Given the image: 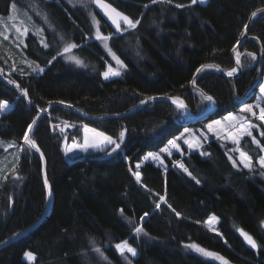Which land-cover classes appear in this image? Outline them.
<instances>
[{
	"label": "trees",
	"instance_id": "1",
	"mask_svg": "<svg viewBox=\"0 0 264 264\" xmlns=\"http://www.w3.org/2000/svg\"><path fill=\"white\" fill-rule=\"evenodd\" d=\"M27 1L0 0V15L7 14L12 2L25 7ZM30 1L48 17L49 26L44 28L48 47L28 34L25 57L43 71L14 75L12 80L0 72V100L9 104L7 111H0V140L14 141L21 150L14 168L0 174V242L33 225L45 209L40 156L22 141L40 110L63 101L99 117L126 113L149 96H167L179 97L199 116L207 110L208 101L191 85L194 73L205 64H216L226 74L235 67L232 49L249 15L264 7V0L196 4L191 0H105L140 20L135 29L115 34L95 8L89 12L88 7L70 6L63 0ZM93 14L101 34L111 36L109 45L123 61L120 77L102 76L113 62L96 38ZM70 43L78 45L73 53L83 60V68L63 59ZM238 52L241 71L235 77L216 69H205L197 76L196 85L216 103L202 120L192 121L186 111L166 99L96 122L52 107L31 136L45 156L51 208L31 231L0 249V264H221L187 247L191 244L218 253L230 264H264V169L257 163L261 151L250 137L243 136L239 146L252 158V171L241 166L233 145L218 137L204 142L202 151L175 155L191 176L169 159L166 168L152 162L136 168L146 152L160 149L184 127L203 129V123L237 112L244 100L253 99L264 74V12L253 19ZM65 121L75 128L71 138L80 136L84 124L111 136L120 147L67 160L60 132ZM121 131L125 132L122 141ZM254 137L264 147V135L255 131ZM229 157L236 161L235 167ZM136 171L140 181L133 175ZM210 217L217 218L214 229L206 226ZM137 226L142 233H135ZM239 229L260 247L252 249ZM122 241L137 254H118L115 245ZM27 252L35 257L31 263Z\"/></svg>",
	"mask_w": 264,
	"mask_h": 264
},
{
	"label": "rangeland",
	"instance_id": "2",
	"mask_svg": "<svg viewBox=\"0 0 264 264\" xmlns=\"http://www.w3.org/2000/svg\"><path fill=\"white\" fill-rule=\"evenodd\" d=\"M50 1V0H48ZM67 5L74 6V5H81L89 8V12L94 11V3L93 0H63ZM57 2L60 3L58 0ZM95 14V13H94ZM93 14V15H94ZM96 15V14H95ZM94 15V16H95ZM97 17V16H95ZM93 19V16H92ZM96 19V18H95ZM96 21H98L96 19ZM99 22V21H98ZM93 25H94V32L97 38V28L100 27V22L97 25L94 23L93 20ZM45 26H49L48 23V17L45 15V13L40 9L38 4L32 1H27L25 7L19 5L16 2H12L9 7V11L7 14L0 15V72L10 78V80L13 79L14 75H23V74H39L41 71V67L37 65L35 62L29 60L28 58L25 57L24 54V48H25V39L28 34L34 35L38 40L39 43L44 46L46 44V36L44 33V28ZM122 29L127 28V27H121ZM129 30V29H128ZM116 31V30H115ZM124 31H121L119 33L115 34H120ZM99 33H101L100 28H99ZM7 37V39H5ZM102 41V46L103 50L106 54L109 55V62H113V65L108 63V65H112L114 69H118L120 73H122L125 70V67H121L116 63V61L113 59V57L109 54L108 48H111L109 45V40L104 41L102 39H99ZM107 45V47H105ZM112 50V49H111ZM113 52V50H112ZM69 56H76L78 57L75 53H73V49L71 52L65 53L64 51L62 52V57L63 59L70 64H75L74 62L70 61L68 59ZM241 57V56H240ZM79 58V57H78ZM80 59V58H79ZM107 65V67H108ZM124 65V64H123ZM83 66H78L83 68ZM9 67V68H8ZM106 67V70H107ZM4 68V70H3ZM34 69H36L34 71ZM119 76H114V77H120ZM264 84V74L259 82L257 91L254 95V98L247 102L244 100L240 104V112L238 113H233L230 112V114H224L216 119L210 120L208 122L203 123L204 128L200 129H194L191 127H184L183 130L181 131L180 134L177 136L171 138L170 140L175 139L176 137H181L182 138L177 140V144L180 147V150L177 151L175 148H170L171 155H168L167 153L161 152L160 150L166 146H168V141L165 143L164 146H162L160 149L155 150V151H148L145 153V155L142 157V159L137 163L140 166L144 162H152L156 166H159L161 168H166V159H169L173 161V164L178 167L180 170L183 171L182 168H180L178 165L183 164L181 160L177 157L175 158V155H181L185 150L186 151H202V145L204 142L210 140L212 137H218L221 140L227 141L230 144L233 145V150L238 147L237 145L233 144L231 136L233 135H239L241 134L245 128H248L249 131L252 132V137H254V132H258L259 135H261V127H264V121H262L259 116L260 112L259 109L254 108L253 111L256 113V115H253L252 113L248 112H243L241 109L243 108L244 104H252L255 105L256 103H260L262 106H264V93H261L260 91V85ZM252 94V93H251ZM210 106V103L208 102V107ZM207 107V108H208ZM9 108V104L3 112L7 111ZM188 115V114H187ZM229 115L240 117L238 121L234 120H228L226 119ZM189 116V115H188ZM220 121L221 123L219 125L213 124L214 121ZM213 124V130L209 131L208 125ZM251 125L252 127H248ZM63 128L64 130L61 131V134H63V143H62V154L67 160H72L74 157L78 155H83V154H91V153H96L97 151H101L104 148H106L109 144L105 142H100L102 141L101 137H97L94 132H88V138L90 141H96L98 142V146L94 148H89L87 151H81L79 149L74 150L72 153H67L65 151V145H72L73 143L75 144H83L84 141V128L80 129V136H73L71 132L75 131V128H73V123L68 122V126H65L64 122H62V126L60 129ZM189 129L188 132H185V129ZM243 136H247L244 134ZM242 136V137H243ZM250 137V136H248ZM252 137H250L252 141ZM71 138V139H70ZM185 140H188L191 142V147L189 146L188 143H185ZM257 140V139H256ZM258 141V140H257ZM253 143V142H252ZM254 145L257 146V144L253 143ZM199 145V147H197ZM260 145V144H259ZM0 146L3 149V155L0 156V174L5 173L7 171H10L11 169L14 168L15 163L17 162L18 158L21 155V150L18 146V144L14 141H2L0 140ZM115 146V145H113ZM240 147V146H239ZM262 146H259V149L261 151L260 157L264 156V151L261 150ZM243 150V149H241ZM244 151V150H243ZM149 153H156L158 154L159 158L158 159H147L145 160L144 157L147 156ZM236 153V158L238 159L239 163L241 164L242 167H244L243 163L240 162L241 157L239 155V152L235 151ZM257 159V163L259 161V158ZM136 164V165H137ZM258 166L260 167L259 163ZM245 168V167H244ZM247 169V168H245ZM264 169V168H262ZM249 170V169H248ZM215 221H212L210 224L206 223V226L214 229L215 226ZM118 254L120 252L115 248ZM200 255L206 256L202 253L199 252ZM121 255V254H120ZM26 256V255H25ZM121 256H131L129 253H125L124 255ZM208 258H212L209 256H206ZM28 259V258H27ZM218 262H220L218 259L212 258ZM28 263H31L32 260H27ZM221 263V262H220Z\"/></svg>",
	"mask_w": 264,
	"mask_h": 264
},
{
	"label": "snow or ice",
	"instance_id": "3",
	"mask_svg": "<svg viewBox=\"0 0 264 264\" xmlns=\"http://www.w3.org/2000/svg\"><path fill=\"white\" fill-rule=\"evenodd\" d=\"M153 2L155 3L156 0H153ZM168 2L171 3V0H168ZM198 2L199 3H205L206 0H191L192 4H196ZM93 3L97 4V6H99L100 8H102L104 10V14L106 16H108V18L111 20L112 24L116 28V32L117 33L121 32V31H127L128 29H135L137 27V25L140 24V20L131 19L129 16H127V15L123 14L122 12L118 11L116 8L112 7L110 4L103 2V0H93ZM145 7H147V6H145ZM176 7L181 8V7H184V5L176 4ZM252 16L256 17L257 13L253 12ZM93 20H94V23H96L97 25L99 24V22L96 21L95 16H93ZM121 21H123V23L125 25H127V28H124V29L121 28V23H120ZM247 27L248 26L246 25L245 28L247 29ZM97 33H98L97 34V39H102L104 41H107V40L111 39V36H106V35H103V34L99 33V28H97ZM5 39H7V37H5ZM44 47H48V45L44 44ZM76 47H78V45H76L75 43L67 44L65 46V48H64V52L65 53L71 52L72 49H74ZM105 47H107V45H105ZM232 51L234 53H236V64L240 65L241 64L240 53L237 51L236 47H233ZM108 52L113 57V59L116 61V63L118 65H120L121 67H125L123 65V61H121L120 58L114 52H112L111 48H108ZM58 54H60V53H58ZM248 55L252 56L253 59L256 58L253 53H248ZM68 59L70 61L74 62L75 64H77L78 66H83L84 65L83 60L79 59L76 56H69ZM212 67H216V66H214V65H201V67L198 68L196 71H197V73H200V72L204 71L206 68H212ZM35 70L36 69H34V71ZM237 70L238 69L236 67H233L232 69H230L227 72V75L228 76H232L234 73L237 72ZM39 71L42 72L43 69L41 68V69H39ZM120 74L121 73H120V71L118 69H114L112 67V65L109 64L108 67H107V70L103 73V76H104L105 79H108L110 77L119 76ZM9 82L12 83V81H9ZM195 83H196V81H195V79H193L192 84L195 85ZM260 91H261V93H264V84L260 85ZM24 95L27 96V92L26 91L24 92ZM147 99L148 100H154L156 98L155 97H148ZM169 99H171L172 102L174 104H176L178 109H181V110H186L187 109V105L179 97H169ZM204 99L206 101H208L209 103H214V98L212 96H210V95H204ZM144 102L145 101H141V103H144ZM61 103H63V101H61ZM7 106H8V102L7 101L0 100V111L6 110ZM69 107H71V105H69ZM254 108L259 109V112H260L259 118L262 121H264V106H262L260 103H256L255 105L244 104V106L241 109V111L252 113L253 115H256V113L253 111ZM226 119L238 121L240 119V117L229 115ZM220 123L221 122L218 121V120L213 122V124H215V125H219ZM34 124H36V120L35 119L28 125V128H27V130L24 133L23 140H24V143L26 145H28L29 148H34L37 152H39L40 149L37 146L36 141L31 139L30 135H29L32 132V130H33V125ZM64 124H65V126H68V122L67 121H65ZM213 124H209L207 126L209 131L213 130ZM248 127L250 128L252 126L249 125ZM60 130L63 131L64 129L61 128ZM90 131L94 132L97 137H101L102 138V141H100V142H105L107 144L115 145V147L113 148V151H115L116 149H118L120 147L119 142H117V140H114L111 136H106L103 132H97L95 129H89L87 127V125H85L84 126L85 136H84L83 144H79L78 145V144L73 143L72 145H65L66 154L67 153H72L76 149H79L81 151H87L89 148L97 147L98 146V142L90 141L89 138H88V132H90ZM184 131L188 132L189 129L186 128ZM244 134H246L247 136L252 137V132L249 131L248 128H245L244 131L241 134L231 136V139H232L233 144L238 146L235 149V151L239 152V155L241 157L240 162L243 163L245 168L249 169V171H252V158L245 151L241 150V148L239 147L241 138H242V136ZM124 135H125V132L121 131L120 134H119V140L120 141H122L124 139ZM261 135H264V132H262ZM182 136H183V134H182ZM182 136L181 137H176L173 140H169L168 141V146L162 148L160 151L164 152V153H167L168 155L172 154L171 151H170V148H175L177 151H179L180 147L177 144V140L181 139ZM252 142L257 144L258 147L260 146L259 145V141H257L255 137H252ZM185 143H188L189 146L191 147V142L190 141L185 140ZM197 147H199V145H197ZM261 150L264 151V147H262ZM42 155L43 154L41 153V156ZM149 158L158 159L159 156L156 153H149L147 156L144 157L145 160H147ZM229 159L232 160L233 166L235 167L236 166V161L233 160L232 157H229ZM258 163H259L261 168H264V156L259 158ZM178 166L180 168H182L184 172L188 173L189 176H191V172H189L188 169L185 168L183 164H179ZM139 167H140V165L137 164L136 168L139 169ZM133 175L136 177L137 181H140L141 177H140V173L138 171L133 172ZM193 179H195V177H193ZM196 182L199 183L200 181L197 180ZM45 186L48 187L47 178H45ZM160 199L164 200V197H161ZM156 207L159 208L160 204L158 203L156 205ZM169 207H171V206L169 205ZM146 215H147V213H145V216ZM176 215L179 216L180 213L177 212ZM141 219H143V217H141ZM216 219H217L216 217H210L209 220L206 221L205 223H209L210 224L212 221H215ZM134 231H135L136 234H140V233L143 232V228L141 226H137V227H135ZM238 231L240 232V235L244 238V240L247 242V244L252 249H257V248L260 247L258 245L257 241L250 234L245 232L243 229H239ZM145 235H146V233H145ZM187 247L193 248L196 251H198V252H200V253H202V254H204L206 256L218 259L221 262V264H230V262L225 257L219 255L218 253L210 252V251H208L206 249H203L199 245L191 244V245H187ZM115 248L120 252L121 255H124L125 253H129V254H131V256H135L137 254L136 249L134 247H132L127 241H122V242L116 244ZM94 251L97 252V253H100L101 256L103 257V253L101 252L100 248H95ZM25 255L27 256V258L29 260H34L35 259V257L33 256V254L31 252H27V253H25ZM103 258L107 259V257H103Z\"/></svg>",
	"mask_w": 264,
	"mask_h": 264
},
{
	"label": "water",
	"instance_id": "4",
	"mask_svg": "<svg viewBox=\"0 0 264 264\" xmlns=\"http://www.w3.org/2000/svg\"><path fill=\"white\" fill-rule=\"evenodd\" d=\"M103 2L105 3H108L107 1L103 0ZM110 4V3H108ZM111 5V4H110ZM112 6V5H111ZM113 7V6H112ZM94 8L95 10L97 11V13L103 18L105 19L112 27L113 29L116 30L115 26L112 24L111 20L108 18V16H106L104 14V10L102 8H100L99 6H97V4L94 3ZM115 8V7H114ZM118 10V9H117ZM119 11V10H118ZM121 12V11H120ZM253 12H256L257 15L264 12V7H260L256 10H254ZM252 12V13H253ZM252 13L249 15L247 21H246V24L245 26L247 25V29L244 27V31H243V34L241 36V38L239 39V41L237 42V44L234 46L237 48V51L239 49V47L243 44V42L247 39L248 37V33H249V27L253 21V19L255 17L252 16ZM124 14V13H123ZM121 23V27H127V25H125L123 23V21L120 22ZM232 55L234 56V59L236 60V53H234L232 51ZM205 65H214L216 67H212V68H206V69H216L219 73H221L222 75L228 77V78H233L235 77L240 71H241V66L240 65H237L236 64V61H235V67L238 69L236 73H234L232 76H228L226 73H224L222 71V69L216 65V64H205ZM201 67V66H200ZM199 67V68H200ZM201 73V72H200ZM200 73H197V71L194 73L193 75V78L191 80V85L194 87V89L200 93L202 96L204 95H207L204 91H202L195 83V85L192 84V81L193 79H195L196 81V78L197 76L200 74ZM149 97H155L156 99L154 100H148L147 98L144 99L143 101H145L144 103H139L138 105H136L133 109H131L130 111L126 112V113H123V114H117V115H104V116H99V117H95V116H90L86 113H84L83 111H81L80 109H78L77 107L73 106L72 104L70 103H67V102H63L61 103V101H53L50 105H48L47 107H45L44 109L40 110L38 112V114L32 119V121L35 119L36 120V124L37 122L39 121L40 118H42L45 114H49L50 110L52 107L54 106H59V107H62L68 111H70L71 113L77 115L79 118H81L83 121L85 122H96V121H101L105 118H108V117H121L123 115H126L136 109H138L139 107H141L142 105H144L145 103L147 102H151V101H155V100H158V99H166L168 101H171V99H169V97L167 96H149ZM183 101V100H182ZM184 102V101H183ZM185 103V102H184ZM69 105H71V107H69ZM216 107V103L214 101V103H210V106L207 108V110L205 112H203L201 115L199 116H195L194 113L191 111V109L187 106V109L184 110L187 112V114L190 116V119L192 121H195V120H202L204 118H206L212 111H214ZM31 121V122H32ZM36 124L33 125V130L36 126ZM32 130V132H33ZM32 132L29 134L30 135V138L32 136ZM32 139V138H31ZM22 141L23 138H22ZM38 146V145H37ZM35 152H37L34 148H32ZM40 149V148H39ZM40 156V159H41V166H42V178H43V182H44V186H45V178H47V175H46V171H45V166H46V160H45V156L44 154L42 153V151L40 150L39 152H37ZM41 153L43 154L41 156ZM47 181H48V178H47ZM45 190H46V205H45V209H44V212L43 214L41 215L40 219L35 222L33 225H31L30 227H28L27 229L25 230H22V231H19L17 233H15L14 235L10 236L9 238L5 239L4 241L0 242V249H2L3 247H5L6 245H8L9 243H12L13 241L19 239L20 237H22L23 235H25L26 233H28L29 231H31L50 211V208H51V204H52V191H51V187H50V184H49V181H48V187L45 186Z\"/></svg>",
	"mask_w": 264,
	"mask_h": 264
},
{
	"label": "crops",
	"instance_id": "5",
	"mask_svg": "<svg viewBox=\"0 0 264 264\" xmlns=\"http://www.w3.org/2000/svg\"><path fill=\"white\" fill-rule=\"evenodd\" d=\"M254 98V97H253ZM238 112H240V111H238ZM238 112H233V113H238ZM227 114H230V113H227ZM84 126L85 125H82V127H81V129L82 128H84ZM89 129H93V128H91V127H89V126H87ZM97 132H99L98 130H96ZM107 136V135H106ZM113 146V144H109L106 148H104L103 150H106V149H108V148H111ZM103 150H101V151H103ZM101 151H97V152H101Z\"/></svg>",
	"mask_w": 264,
	"mask_h": 264
},
{
	"label": "bare ground",
	"instance_id": "6",
	"mask_svg": "<svg viewBox=\"0 0 264 264\" xmlns=\"http://www.w3.org/2000/svg\"><path fill=\"white\" fill-rule=\"evenodd\" d=\"M9 68V67H8ZM3 70H4V68H3Z\"/></svg>",
	"mask_w": 264,
	"mask_h": 264
}]
</instances>
